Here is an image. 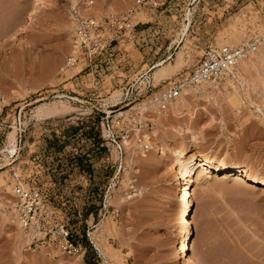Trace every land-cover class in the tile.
<instances>
[{
  "label": "rangeland",
  "instance_id": "rangeland-1",
  "mask_svg": "<svg viewBox=\"0 0 264 264\" xmlns=\"http://www.w3.org/2000/svg\"><path fill=\"white\" fill-rule=\"evenodd\" d=\"M138 1L0 0V166L6 157L10 163L0 177L11 185L8 192L0 183V264H191L176 251L184 209L195 234L189 254L195 250L205 264H264V186L198 173L189 209L184 187L170 177L173 152L189 146V155L264 179V61L240 69L246 105L239 109L225 81L203 95L182 91L184 107L178 97L137 108L188 77L207 48L224 46L225 31L244 33V43L230 46L259 37L264 0ZM87 7L114 9L97 20L120 17L134 31H111L106 54L62 72L76 17ZM179 52L185 62L156 81L155 66ZM57 101L69 110L35 115L38 105ZM17 179L45 193L82 246L78 255L20 237L10 213Z\"/></svg>",
  "mask_w": 264,
  "mask_h": 264
},
{
  "label": "built area",
  "instance_id": "built-area-1",
  "mask_svg": "<svg viewBox=\"0 0 264 264\" xmlns=\"http://www.w3.org/2000/svg\"><path fill=\"white\" fill-rule=\"evenodd\" d=\"M144 1L139 0L138 5L144 4ZM76 22L72 50L61 69L62 72L77 68L85 60L88 67L94 58L106 54L114 41L108 37L111 31L116 30L118 34L119 31L126 32L127 28L131 29L130 31H134L135 28L120 17L112 16L99 21L92 13L80 12ZM124 35L125 33L122 36ZM263 39L264 37H257L242 46L224 45L207 48L197 68L188 77L166 86L160 96L166 102H170L181 95L185 86L198 85L206 81L222 82L242 57L257 51ZM13 192L18 221L31 235V244L47 246L70 256L80 253L82 246L73 239L68 225L41 189L25 187L17 179Z\"/></svg>",
  "mask_w": 264,
  "mask_h": 264
},
{
  "label": "bare ground",
  "instance_id": "bare-ground-1",
  "mask_svg": "<svg viewBox=\"0 0 264 264\" xmlns=\"http://www.w3.org/2000/svg\"><path fill=\"white\" fill-rule=\"evenodd\" d=\"M82 10L83 11H81V14L92 13L97 18H101L102 14H105L107 12H113V14H114V12H116L114 9H108V10L106 9V11H104L105 9L99 11L100 10L99 9V10L95 11V9L84 8ZM36 12H37V9H36ZM36 12L34 10V12L28 17L29 23L32 19H34ZM186 17H187V14H186ZM184 28H185L184 30H186V28H187L186 25L184 26ZM260 34L261 35L259 37H264V31L261 32ZM243 38H244V33L242 35V32L240 33L237 30L235 31V29L234 30H227L221 35V39L219 40V44H225V45L230 46V45H234L235 43H244ZM191 45H192V43L188 39L186 41V45H185L188 48V50H191L193 48ZM255 53H256V55H255L254 59L249 58L248 55L242 57L239 60L238 64L234 68H232L229 71V73L226 74V76L223 80V81H225L226 84H229L232 86V88H234V90L231 91L230 93H228L229 92L228 91L227 92L228 95H226V96L229 99V102L233 106H235L237 109H239L242 105H246L245 100H244V96H243V92H242V89H243L242 86H243V83L245 82V78L241 75L240 69L246 70V69H249L251 67H256L257 64L262 63L264 61V39L261 41V43H260V45H259V47ZM173 59H174L173 62H167V63L161 62L160 64L155 66V71L153 72V76H154V79L156 81L160 80V79L162 80L163 78H166V76L167 77L170 76L172 73H174L175 68H177V67L179 68L186 60L182 52H179L177 54V56ZM236 78H239V80ZM234 79L239 81V83H238L240 85L239 87H238V84H236L234 82ZM217 84H219V82L206 81V82H204L202 84H198V85L185 86L183 88V91H186V93H188L190 91V92H193L196 94L200 93L203 95V93L206 91H209L210 88H213L214 86L217 87ZM225 87H226V85H225ZM219 90H220V88H219ZM219 92H222V91H219ZM118 96H119V93H115L113 97L117 98ZM154 98H155V101L149 100L146 103L144 102V103L140 104L137 108H139L141 110V112H143L145 108H148L150 106L152 107V106L156 105L157 102H160V103H158L159 106L162 104L161 101L164 103H168V102H166L165 99H163L162 96L156 95ZM183 101H184L183 96L179 97L177 100V102H179L180 104L182 103L181 104L182 107H184L183 104L185 102V101L184 102ZM173 103L176 104V101ZM179 103H177V104H179ZM68 106L66 105L65 101L42 103L36 107L35 115L37 117H50V116L58 115V114L67 112L69 110ZM156 112H157V110H156ZM158 114H160V113H158ZM187 131L191 132V130L189 128ZM191 133H193V132H191ZM143 137H144L143 138L144 140H142L143 142L145 141L146 143H148L150 141V137L148 135H146V136L144 135ZM193 138H194V140L196 139L195 134H194ZM8 142L10 145L9 146L10 152L11 153L15 152L16 147H17L16 146L17 138H16V130L15 129L9 133ZM124 144L128 145L129 144L128 140L125 139ZM189 151H190L189 146H187L183 149H178V150H175L173 152V156L175 159H174V166H173L171 174H170L171 181H176L177 186L184 187V189L182 190L183 194L181 195L182 196V198H181L182 205L188 207L189 209H191V190L193 188L194 178L198 173H200V175L205 176V175L210 174L212 171H214L216 174H228L234 180H240L243 178L244 180L247 179L248 181H251V182L258 184L261 187L264 186V179H259L257 176L249 173V171H247L244 167L232 168L229 165H225L223 163H215L211 159H208V158L199 159L197 156L189 155ZM162 152L165 153L166 149H163ZM7 158L8 157L5 158L6 163L4 165L2 164L3 166L1 165L2 166L1 169L7 167L10 164L9 159H7ZM3 173H5V172H3ZM1 174L2 173H0V175ZM182 180H184V182H182ZM0 183H3L2 186L8 192H10L11 185H9V183H7L4 178L0 179ZM22 185H24L25 187H28L27 184L22 183ZM12 204H13L12 209H11L12 211H10V213H12L11 220L14 222V225L16 224L18 226V229L20 231V237L25 238L26 239L25 241L27 243H30L31 239H32L31 235L28 234L21 227V225L18 221V218H17L15 203L13 202ZM182 209H183V206H182ZM10 213H8V214H10ZM185 215H186V211L184 209L183 214L181 215L182 220L184 222V227L182 226L183 225L182 224L181 230L183 232L182 234H184V235H183V238H181V241L177 243L176 251L179 254V258H182L183 260H190L189 262L191 264H205L206 262L202 261V259L200 258L201 256L199 257L198 252H196L195 250H194V252L191 251V253L189 254V249H191V246L193 245L194 240H195L194 239L195 234H194V230H193V227L191 225L190 220L187 219V217ZM42 250H47V249H42ZM53 253H54V251H53ZM199 255H200V253H199Z\"/></svg>",
  "mask_w": 264,
  "mask_h": 264
}]
</instances>
